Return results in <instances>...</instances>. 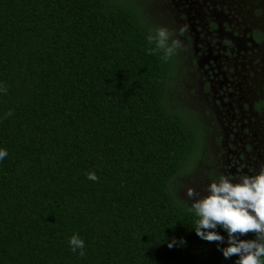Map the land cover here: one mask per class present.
Masks as SVG:
<instances>
[{
    "label": "trees",
    "instance_id": "16d2710c",
    "mask_svg": "<svg viewBox=\"0 0 264 264\" xmlns=\"http://www.w3.org/2000/svg\"><path fill=\"white\" fill-rule=\"evenodd\" d=\"M145 15L131 0H0V264L238 259L175 195L201 134L168 98L176 64L149 54Z\"/></svg>",
    "mask_w": 264,
    "mask_h": 264
},
{
    "label": "flooded vegetation",
    "instance_id": "af4514ba",
    "mask_svg": "<svg viewBox=\"0 0 264 264\" xmlns=\"http://www.w3.org/2000/svg\"><path fill=\"white\" fill-rule=\"evenodd\" d=\"M131 1L142 7L148 21L141 2ZM145 3L157 5L159 17L173 26L172 36L180 41L172 56L176 67L169 76L167 94L198 127L202 151L203 140L211 139L214 157L206 165L208 175L234 176L237 182L243 175L257 174L264 163V0ZM197 94L203 99L198 111L187 104Z\"/></svg>",
    "mask_w": 264,
    "mask_h": 264
},
{
    "label": "clouds",
    "instance_id": "9594fccd",
    "mask_svg": "<svg viewBox=\"0 0 264 264\" xmlns=\"http://www.w3.org/2000/svg\"><path fill=\"white\" fill-rule=\"evenodd\" d=\"M184 29H181V33ZM149 54L162 52V59L173 56L180 47V41L173 39L172 33L164 27L157 28L154 34L147 37ZM0 92L7 93L6 86H0ZM13 115L9 110L5 119ZM6 149H0V160L7 157ZM91 181L99 178L94 172L87 174ZM237 182L221 175L213 180L206 189L207 195L202 197L193 188L187 189V197L192 201L188 207L194 213L195 232L197 236L208 242L223 244L225 237L216 229L227 232V246L219 250L225 259L237 256L235 264H264V168L255 175H243ZM254 234L255 239H241L242 236ZM69 246L73 253L79 249V255H85V244L78 234L69 238ZM175 241H170L171 248Z\"/></svg>",
    "mask_w": 264,
    "mask_h": 264
},
{
    "label": "rangeland",
    "instance_id": "374dc122",
    "mask_svg": "<svg viewBox=\"0 0 264 264\" xmlns=\"http://www.w3.org/2000/svg\"><path fill=\"white\" fill-rule=\"evenodd\" d=\"M141 2V4L144 6L146 13L149 15V22L153 23L159 27H164L167 28L171 33L172 25H167L161 18L159 17V8L157 7L156 4H149L145 3L146 0H138ZM144 3V4H143ZM173 37V36H172ZM174 39V38H173ZM195 87H198V84H195ZM202 97L199 96V94L195 95V100L193 97L189 101H187V104L189 107L192 109H195L198 111V105L201 102ZM211 111H214V109H211ZM240 138V137H238ZM262 139V138H260ZM204 146H203V151L202 155L200 156L201 159L197 161V163L192 167L193 169L191 170L190 174L188 176H185L184 179H178V184L177 187L175 188V195L178 199L186 203L187 205H191L192 201L187 197V189L188 188H193L195 191L199 194L200 197L207 195L206 189L209 186V184L213 181L216 180V177L213 175H216L214 172L212 174L208 175V169L207 166L208 162L211 160V158L214 157L213 152L211 151V139H204ZM229 144V143H228ZM207 148L208 150L204 151V149ZM205 155V156H204ZM217 167V166H216ZM229 167V166H228ZM227 167V168H228ZM264 168V163L261 164L257 168V173ZM213 171V170H211ZM249 172H252L251 170ZM230 179L234 180L236 179L234 176L229 177ZM238 180V179H237Z\"/></svg>",
    "mask_w": 264,
    "mask_h": 264
}]
</instances>
